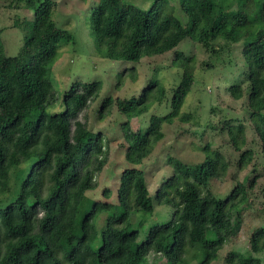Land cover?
Masks as SVG:
<instances>
[{
  "label": "trees",
  "instance_id": "obj_1",
  "mask_svg": "<svg viewBox=\"0 0 264 264\" xmlns=\"http://www.w3.org/2000/svg\"><path fill=\"white\" fill-rule=\"evenodd\" d=\"M23 5L31 17L12 23L21 30L14 55L6 54L0 28V264H149L150 255L166 264L212 262L239 234L254 177L233 179L220 196L209 185L229 164L204 143L201 161L167 156L170 172L151 193L144 160L163 138V122L191 119L179 109L195 81L192 47L212 58L214 63H202L208 71L215 62L230 68L234 58L239 61L240 78L227 89L233 99H244L264 152V0H154L145 8L94 0L84 11L83 24L100 57L137 64L170 52L167 66L179 75L167 91L156 70L136 93L107 95L96 109L98 118L114 112L119 120L125 163L115 187L120 218L110 202L87 195L107 162L108 144L100 131L76 118L98 97L101 81L76 79L61 93V108L49 111L56 103L51 70L58 49L75 39L56 24L55 0H23ZM133 71L130 67L125 75L133 79ZM121 75L115 83L122 82ZM152 105H163L166 112L151 113L145 126L133 130L130 120L145 117ZM223 123L232 148L240 151L236 166L243 169L255 159L252 149H243L245 125L231 118ZM110 194L109 187L103 189L102 197ZM159 207L165 211L157 213ZM248 245L246 254L228 251L225 264H261L256 255L264 250V226L249 234Z\"/></svg>",
  "mask_w": 264,
  "mask_h": 264
},
{
  "label": "rangeland",
  "instance_id": "obj_2",
  "mask_svg": "<svg viewBox=\"0 0 264 264\" xmlns=\"http://www.w3.org/2000/svg\"><path fill=\"white\" fill-rule=\"evenodd\" d=\"M55 1L54 19L56 24L69 30L74 35L75 40L72 44H63L58 49L59 56L51 70L56 103L49 111L61 108V93L76 79L101 81L98 97L89 101L88 105L78 113L76 118L81 122H86L88 128L100 131L102 142L107 141L108 144L107 162L101 171L95 175L96 186L88 191L87 195L94 199H103L110 202L114 217L120 218L123 210L117 203L115 187L117 177L125 167V163L123 162V151L119 147L120 143L123 142L117 132L119 120L114 112L98 118L96 109L99 108L101 99L107 95L122 97L136 93L146 85L148 77L156 70L160 82L169 91L179 80L178 70L167 66L171 56L170 52L154 58H143L137 64H122L121 61H112L100 57L94 50L89 27L83 24L84 11L94 0ZM125 1L135 7L145 8L154 0ZM30 17L31 10L24 7L23 0H0V28L3 31L2 38L7 55H14L21 44V30L12 25L13 21L15 19L21 21L22 18L29 19ZM239 49L240 47H236L234 54ZM202 50L201 47H192L190 52L195 57V81L179 109V112H189L191 119L183 122L175 118L172 123H162L161 128L164 136L156 143L150 156L144 160V170L148 189L153 193L161 179L170 172L169 164L166 161L167 156L176 157L186 163H195L203 158L202 144L209 143L212 148L222 153L229 164L223 177L211 181L209 186L213 191L218 192L220 196H224L231 188L233 179L236 178L245 182L247 179L250 180L254 177L255 185L247 192L251 206H246L247 208L243 210L242 226L237 238L226 243L218 251V256L209 263L225 264L224 257L230 250L246 254L249 251V234L254 229L264 226V152L261 150L258 138L248 121L244 99H233L227 89L233 83L238 82L241 64L236 58L232 61L230 68L215 62L216 67L208 71V69L203 68L205 66L202 63L207 62L210 64L214 62ZM233 57L234 55L231 59ZM130 67H134L133 79L125 75ZM118 73H122L120 84L115 83ZM104 110H102V113ZM165 112L166 108L163 105H152L145 117H134L130 120L131 128L136 130L145 126L144 123L151 113L164 114ZM227 118H231L232 123L243 122L246 133V145L243 149L250 148L254 152V161L243 169H238L236 166L240 151L232 148L225 131L226 124L223 121ZM108 187L111 189V194L109 197L104 198L102 197V191ZM164 211V208H156L157 213H163ZM168 216L169 213L165 218ZM131 249H133V244ZM198 255H204L201 245L198 246ZM126 256L124 254L122 259L125 260ZM256 256L260 258L261 264H264V250ZM147 261L149 264H166L164 258L154 257L153 255H150Z\"/></svg>",
  "mask_w": 264,
  "mask_h": 264
}]
</instances>
